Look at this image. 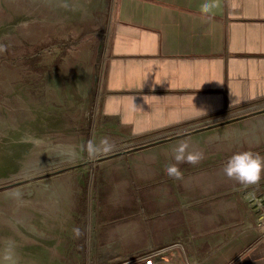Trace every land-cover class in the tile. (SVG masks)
I'll return each mask as SVG.
<instances>
[{"label": "crops", "instance_id": "0c3cea01", "mask_svg": "<svg viewBox=\"0 0 264 264\" xmlns=\"http://www.w3.org/2000/svg\"><path fill=\"white\" fill-rule=\"evenodd\" d=\"M108 26L97 68L94 26L72 30L68 40L55 35L54 68L40 64L45 81L23 85V99L45 115L48 104L71 111L81 100L88 126L97 85L98 123L120 139L200 126L264 102V0H115ZM64 47L82 58L70 64L60 56ZM22 119L14 122L26 131ZM97 170L91 187H66L79 237H87L89 213L95 217L91 264H126L169 248L177 264H264V231H208L205 220L177 213L168 171L146 178L107 161Z\"/></svg>", "mask_w": 264, "mask_h": 264}, {"label": "rangeland", "instance_id": "374dc122", "mask_svg": "<svg viewBox=\"0 0 264 264\" xmlns=\"http://www.w3.org/2000/svg\"><path fill=\"white\" fill-rule=\"evenodd\" d=\"M114 3L0 0V256L11 245L14 264H91L95 217L89 213L87 237H79L73 214L76 203L67 198L66 187H91L104 161L144 171L146 178L174 165L180 176L168 173V177L174 184L177 213L205 220L208 231L215 226L218 230L253 227L264 231V173L251 184L223 174L225 162L235 152L250 150L264 156V102L200 126L120 139L117 130L98 123L97 85L94 118L88 126L81 100L71 111L59 103L48 104L45 115L32 97L30 102L23 99V85L35 88L45 81L37 72L39 65L54 66L58 54L53 47L55 35L68 40L72 30L78 33L76 28L83 30L91 24L99 44L102 36H108ZM60 50L59 55L70 64L82 58L81 51ZM104 50L105 45L102 57ZM33 96L36 100L38 95ZM23 116L29 121L26 131L14 122L16 118L22 121ZM105 137L112 143L111 150L89 158V141L96 143ZM181 144L187 145L185 156L200 153L202 159L178 162L174 149ZM134 214L127 219L132 226L137 219Z\"/></svg>", "mask_w": 264, "mask_h": 264}, {"label": "clouds", "instance_id": "9594fccd", "mask_svg": "<svg viewBox=\"0 0 264 264\" xmlns=\"http://www.w3.org/2000/svg\"><path fill=\"white\" fill-rule=\"evenodd\" d=\"M111 147L112 143L107 137L96 143L89 141L87 146L89 158H94L102 152L109 151ZM186 148L187 145L181 144L174 149V158L178 162L186 159L195 163L202 159V154L200 153H188L185 156ZM167 171L170 175L180 176L174 165L169 166ZM262 173H264V156L250 150L233 153L223 166V174L226 177L242 184L256 182ZM0 264H14V253L11 245L6 246L4 254L0 256Z\"/></svg>", "mask_w": 264, "mask_h": 264}, {"label": "built area", "instance_id": "2783aa9c", "mask_svg": "<svg viewBox=\"0 0 264 264\" xmlns=\"http://www.w3.org/2000/svg\"><path fill=\"white\" fill-rule=\"evenodd\" d=\"M176 261L177 258L174 255L173 248H169L159 251H149L126 264H177Z\"/></svg>", "mask_w": 264, "mask_h": 264}, {"label": "water", "instance_id": "95a60500", "mask_svg": "<svg viewBox=\"0 0 264 264\" xmlns=\"http://www.w3.org/2000/svg\"><path fill=\"white\" fill-rule=\"evenodd\" d=\"M104 45H105V36H102L101 39H100V43H99V47H98V51H97V58H96L97 65H96V68H97V66H99V62H100L101 57H102V52H103ZM98 80H99V78L96 76V81H95L96 84L98 83ZM114 156H116V155H114Z\"/></svg>", "mask_w": 264, "mask_h": 264}]
</instances>
